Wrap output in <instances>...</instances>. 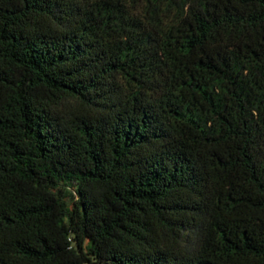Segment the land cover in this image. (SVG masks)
Segmentation results:
<instances>
[{
    "label": "trees",
    "instance_id": "obj_1",
    "mask_svg": "<svg viewBox=\"0 0 264 264\" xmlns=\"http://www.w3.org/2000/svg\"><path fill=\"white\" fill-rule=\"evenodd\" d=\"M0 264H264V0H0Z\"/></svg>",
    "mask_w": 264,
    "mask_h": 264
}]
</instances>
